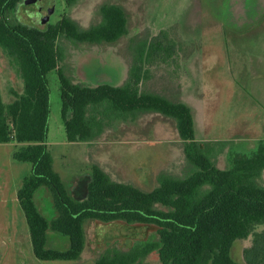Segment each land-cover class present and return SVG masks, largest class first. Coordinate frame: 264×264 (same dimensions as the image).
I'll return each mask as SVG.
<instances>
[{"label":"rangeland","instance_id":"1","mask_svg":"<svg viewBox=\"0 0 264 264\" xmlns=\"http://www.w3.org/2000/svg\"><path fill=\"white\" fill-rule=\"evenodd\" d=\"M39 1L42 0H22L6 14L9 24L42 28L67 17L80 29H88L99 23L100 8L110 4L121 7L126 16V33L112 42H75L59 36L62 57L57 68L46 75L50 104L46 143L53 167L60 172L72 198L85 197L93 163L111 180L143 191L155 188L160 175L182 178L192 172L182 143L176 139L174 120L161 114L115 120L92 143L65 139L57 72L81 85H120L130 65L142 57L154 36L161 37L165 51L143 63L140 92L157 94L171 102L182 99L195 117L194 135L207 139L202 143L204 152L221 169L229 168L234 155H251L264 142V113L252 92L256 83L251 75L264 65L257 64V60L261 61L258 57H263L259 51L264 32L255 31L259 21L253 18L264 12V0H46L53 5V11L43 25L32 5ZM11 89L21 93L22 82L0 49V91L5 104L13 100ZM5 159L13 160L6 156V150L0 154L1 164ZM258 183L264 187V171ZM39 192L41 206L53 208L47 188L41 187ZM156 208L164 209L160 205ZM83 228L86 258L99 257L107 251L138 254L135 264H161L156 248L141 255L148 244L159 241L154 224L91 219ZM262 229L264 224L256 228ZM48 232L49 237L59 238L56 244L49 241L50 248L68 247L67 236ZM251 239L249 235L232 243L230 256L234 261L243 262L242 250ZM27 253L23 248L29 263Z\"/></svg>","mask_w":264,"mask_h":264},{"label":"trees","instance_id":"2","mask_svg":"<svg viewBox=\"0 0 264 264\" xmlns=\"http://www.w3.org/2000/svg\"><path fill=\"white\" fill-rule=\"evenodd\" d=\"M22 0H0V49L22 82V91L10 90L13 100L3 102L0 91V143L19 145L12 159L29 164L17 190V199L29 230L32 252L39 260H77L85 245L87 220H124L157 226L158 243H150L141 255L156 248L161 264H264V187L258 178L264 171V142L248 156L234 155L229 168L221 169L194 137L190 107L157 94L139 91L144 64L164 53L161 37L149 41L142 57L128 68L122 84L86 86L72 83L58 71L61 120L66 140L91 142L115 120H133L143 113H159L175 121L183 153L193 170L182 178L158 177V185L143 191L111 180L97 164H91L86 195L72 198L46 145L50 114L47 73L57 68L62 52L59 36L75 42H112L126 33V16L117 5L100 8L99 23L80 29L70 18L36 27L9 24L8 12ZM161 36V35H160ZM144 63V64H143ZM46 187L56 216L47 220L33 196ZM157 205L164 209L156 208ZM50 229L68 238L65 250L45 246ZM252 235L242 250L243 262L230 256L232 243ZM138 254L107 252L95 264H135Z\"/></svg>","mask_w":264,"mask_h":264},{"label":"crops","instance_id":"3","mask_svg":"<svg viewBox=\"0 0 264 264\" xmlns=\"http://www.w3.org/2000/svg\"><path fill=\"white\" fill-rule=\"evenodd\" d=\"M257 15L258 16L253 17L255 19L258 18L257 21H259V23L255 26V31L264 32V28H263L264 27V12L262 13L260 12ZM246 18L248 19L250 17H246ZM257 21L255 23H257ZM249 28L251 27L249 26ZM249 28L247 29L250 31L251 29ZM263 34L261 35L262 42L264 38ZM260 50H261L259 51L261 52L260 56H263V57H258V59H260L261 61L257 60V64L261 66L262 62H264V44L261 46ZM251 75H252V78H254L255 83H256V85L252 87L253 88L252 92L255 95V97L258 99L257 102L262 107V113H264V65L262 64L261 67L253 70ZM178 101L182 102V99ZM143 114H148V113H143ZM143 114H140V115H143ZM192 117H193V125H194V130H195L196 121H195V117L193 113H192ZM194 137H195V140L198 141L202 147H203L202 143L207 141V139H203V138L199 139L195 135ZM176 139L182 143V141L178 137L177 130H176ZM84 143L88 144V143H92V141L84 142ZM18 145L19 144L16 143L15 141H10L8 143H0V154L4 150H6V156L8 155L9 157L12 155V152L16 149ZM182 152H183V143H182ZM7 159H5V161L3 160L4 161L3 164H1L2 161H0V264H95V260L98 257L86 258L83 255L85 254L84 250H85L86 241H85L84 249L81 253V256L77 260H47V261H44V260H39L34 256L32 252V246H31L30 235H29V230H28V226L26 223V219H25L24 213L17 199V190L19 188V185L21 183L23 176H25L29 171V164L23 161H16V160L14 161V159L13 160H7ZM57 172L60 174L59 171ZM40 189L41 187L38 188L34 193V196H33L34 202L39 212L47 220H51L56 216V211L54 210V208L48 209V208H44L43 206H41V202H39V198H38L40 194L39 192ZM44 191L45 190H42L41 192L45 195ZM37 202H39L40 205ZM49 230L50 229L46 231L45 246L47 248H50L49 247L50 240L54 242V244H56L59 241V238L57 236L49 237V232H48ZM23 248L28 252L26 255H28V257L30 258L29 263H28V260L24 257V254H22ZM51 249H55V248H51ZM58 250H65V249H58ZM23 259L26 260L25 263H23ZM56 261H60V262H56ZM66 261H69V262H66Z\"/></svg>","mask_w":264,"mask_h":264},{"label":"water","instance_id":"4","mask_svg":"<svg viewBox=\"0 0 264 264\" xmlns=\"http://www.w3.org/2000/svg\"><path fill=\"white\" fill-rule=\"evenodd\" d=\"M38 6L40 23L43 25L47 22L50 13L53 11V5L49 1L42 0L38 2Z\"/></svg>","mask_w":264,"mask_h":264},{"label":"flooded vegetation","instance_id":"5","mask_svg":"<svg viewBox=\"0 0 264 264\" xmlns=\"http://www.w3.org/2000/svg\"><path fill=\"white\" fill-rule=\"evenodd\" d=\"M32 5H33L34 8H36V11L38 12V7H39L38 6V2H36L35 4H32ZM34 5H36V6H34Z\"/></svg>","mask_w":264,"mask_h":264}]
</instances>
